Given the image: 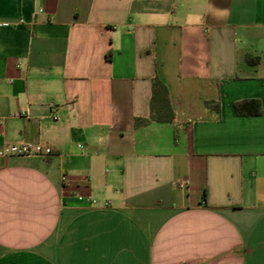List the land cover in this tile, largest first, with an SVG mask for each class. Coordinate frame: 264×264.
Instances as JSON below:
<instances>
[{"label": "crops", "instance_id": "0c3cea01", "mask_svg": "<svg viewBox=\"0 0 264 264\" xmlns=\"http://www.w3.org/2000/svg\"><path fill=\"white\" fill-rule=\"evenodd\" d=\"M154 79L174 121L137 125ZM23 143L52 154L0 158V264H264V0H0Z\"/></svg>", "mask_w": 264, "mask_h": 264}, {"label": "trees", "instance_id": "16d2710c", "mask_svg": "<svg viewBox=\"0 0 264 264\" xmlns=\"http://www.w3.org/2000/svg\"><path fill=\"white\" fill-rule=\"evenodd\" d=\"M243 103H253L255 106L254 110H250L248 114L259 115L260 104L257 100H247L234 104V109L237 114H241L239 107ZM247 113V112H246ZM174 114L170 107V101L166 87L157 79L153 80L152 83V97H151V113L148 118L136 119L135 124H147L150 122H173Z\"/></svg>", "mask_w": 264, "mask_h": 264}, {"label": "built area", "instance_id": "2783aa9c", "mask_svg": "<svg viewBox=\"0 0 264 264\" xmlns=\"http://www.w3.org/2000/svg\"><path fill=\"white\" fill-rule=\"evenodd\" d=\"M82 148V146H79ZM52 154V150L49 146L41 143H23L20 145H3L0 147V158L8 157H40L46 158ZM65 181V177L61 178ZM185 182L180 184V187H184ZM90 201V200H89ZM107 204H105L106 206Z\"/></svg>", "mask_w": 264, "mask_h": 264}]
</instances>
